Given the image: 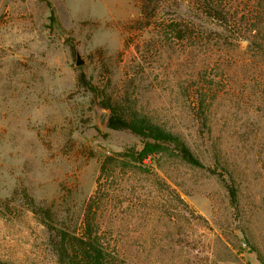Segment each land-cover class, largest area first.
Here are the masks:
<instances>
[{"label":"rangeland","instance_id":"obj_1","mask_svg":"<svg viewBox=\"0 0 264 264\" xmlns=\"http://www.w3.org/2000/svg\"><path fill=\"white\" fill-rule=\"evenodd\" d=\"M217 2L240 29L187 0L163 1L149 27L139 0H0V264H58L26 195L68 223L91 207L122 264H264V0ZM180 16L191 38L158 28ZM104 102L179 134L217 173L122 160L143 142L99 125Z\"/></svg>","mask_w":264,"mask_h":264},{"label":"trees","instance_id":"obj_2","mask_svg":"<svg viewBox=\"0 0 264 264\" xmlns=\"http://www.w3.org/2000/svg\"><path fill=\"white\" fill-rule=\"evenodd\" d=\"M163 1L166 0H139L141 17L137 22L143 21L148 27L157 22L158 12ZM187 1L206 17L221 22L223 26L240 29L241 26L237 18L228 14L217 0ZM49 5L51 6V4ZM50 21L52 26L56 23L52 6ZM158 28L167 33H172L178 40H185L192 37L194 25L184 16H180L158 22ZM253 31H257L256 24L253 25L250 33ZM80 84L93 91V87L86 81L84 74L80 78ZM102 105L105 109L110 110L107 120L108 128L128 131L143 142L142 149L139 151L129 150L125 153H119L117 156L122 160L144 166V161L149 157L170 155L194 168L205 169L212 174L217 173L216 170L203 163L179 134L136 111H126L118 105L111 106L105 102ZM196 117L200 124L206 127L209 122V109L198 108ZM112 159V157L107 158V160ZM106 163L107 161H105ZM228 193L232 204L236 206L238 202L237 189L233 185H229ZM25 197L30 211L40 220L49 233V246L55 254L58 264H122L114 247L103 235L95 217H92L91 207L86 210L84 218L74 223H68L59 216L53 205L37 203L28 195Z\"/></svg>","mask_w":264,"mask_h":264},{"label":"water","instance_id":"obj_3","mask_svg":"<svg viewBox=\"0 0 264 264\" xmlns=\"http://www.w3.org/2000/svg\"><path fill=\"white\" fill-rule=\"evenodd\" d=\"M76 66H83L86 64V61L82 58L80 52H76V62H75ZM108 110L107 109H102L100 111V115H99V125L100 126H104L107 119H108Z\"/></svg>","mask_w":264,"mask_h":264}]
</instances>
